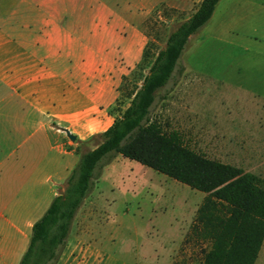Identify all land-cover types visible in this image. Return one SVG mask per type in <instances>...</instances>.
Instances as JSON below:
<instances>
[{"label":"crops","instance_id":"1","mask_svg":"<svg viewBox=\"0 0 264 264\" xmlns=\"http://www.w3.org/2000/svg\"><path fill=\"white\" fill-rule=\"evenodd\" d=\"M201 1L0 0V264H19L79 147L112 124L151 19L190 17ZM90 200L55 264H99L100 219L78 218Z\"/></svg>","mask_w":264,"mask_h":264},{"label":"rangeland","instance_id":"2","mask_svg":"<svg viewBox=\"0 0 264 264\" xmlns=\"http://www.w3.org/2000/svg\"><path fill=\"white\" fill-rule=\"evenodd\" d=\"M217 5L190 37L149 117L182 132L209 158L264 179V0ZM188 18L151 19L143 57L123 77L113 115L129 105L169 34ZM97 135L79 147L80 154L101 142ZM102 165L85 198L91 200L78 214L81 219L89 211L100 219L98 263L201 264L208 245L186 238L205 194L121 155ZM255 264H264V240Z\"/></svg>","mask_w":264,"mask_h":264},{"label":"trees","instance_id":"3","mask_svg":"<svg viewBox=\"0 0 264 264\" xmlns=\"http://www.w3.org/2000/svg\"><path fill=\"white\" fill-rule=\"evenodd\" d=\"M219 1L202 0L169 34L129 105L97 135L101 142L80 154L63 190L33 224L19 264L57 262L71 223L100 174L98 169L116 155L205 194L186 238L208 245L202 249L201 264H255L264 240V179L209 158L191 147L182 132L164 128L149 117L157 92L179 69L190 37L210 20Z\"/></svg>","mask_w":264,"mask_h":264},{"label":"water","instance_id":"4","mask_svg":"<svg viewBox=\"0 0 264 264\" xmlns=\"http://www.w3.org/2000/svg\"><path fill=\"white\" fill-rule=\"evenodd\" d=\"M67 137L71 140V141H75L76 137L75 135L71 134L67 129H64Z\"/></svg>","mask_w":264,"mask_h":264}]
</instances>
